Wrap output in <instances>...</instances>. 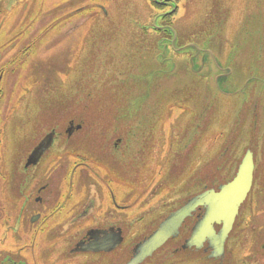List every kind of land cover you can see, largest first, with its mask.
<instances>
[{"label": "rangeland", "instance_id": "374dc122", "mask_svg": "<svg viewBox=\"0 0 264 264\" xmlns=\"http://www.w3.org/2000/svg\"><path fill=\"white\" fill-rule=\"evenodd\" d=\"M178 1L177 14L168 18L173 13H159L161 4L153 7L152 0H0V231L17 219L5 190L16 151L35 133L36 103L51 94L56 110L41 118L48 125L96 118L103 104L152 105L154 137L141 150L148 158L135 175L150 185L141 195L123 185L116 191L119 203H134L141 213L152 209L162 217L184 199L181 192L187 196L193 187L196 194L208 174L222 168L221 142L235 136L231 120L240 108L221 93L214 100L213 87L225 75L237 87L259 79L264 0L259 15V0ZM218 61L223 69L216 70ZM258 83L251 81L248 94Z\"/></svg>", "mask_w": 264, "mask_h": 264}, {"label": "flooded vegetation", "instance_id": "af4514ba", "mask_svg": "<svg viewBox=\"0 0 264 264\" xmlns=\"http://www.w3.org/2000/svg\"><path fill=\"white\" fill-rule=\"evenodd\" d=\"M259 1L258 15L263 9ZM154 2L161 4L157 5L163 9L159 13L172 12L171 18L181 1L152 0L153 7ZM98 7L101 10L100 4ZM211 67L212 63L205 64L204 69L208 72ZM218 68L223 69L220 61ZM259 75V79L251 77L240 87L238 81L228 80L226 75L223 84L217 79L214 100L221 93L240 108L239 115L231 120L235 136L221 142L222 168L209 173L207 184L196 194L193 187L187 196L181 192L184 199L172 210L167 208L162 217H154L149 208L141 213L134 203H119L116 197L122 185L131 195H141L138 190L150 185L136 182L135 175L148 158L143 159L141 150L154 137L152 105L143 108L144 104L137 106L132 100L103 104L96 118L94 114L82 115L81 119L51 120L48 125L41 118L56 110L53 94L43 98L48 99L46 102L36 103L35 133L22 150L16 151L18 163L13 164V175L5 188L11 197L10 211L17 219L0 231V264H264V70ZM253 80L260 82L256 84L257 92L248 94ZM2 82L4 74L0 71V100L4 94ZM81 111L86 113L83 107ZM215 112L224 119V112L217 111L216 105ZM3 122L0 117L4 131ZM247 153L253 157V186L240 205L223 253L214 246L224 223L214 222L215 235L211 238L188 244L204 220L207 209L203 206L183 223L176 237L152 255L140 256L142 245L172 213L195 196L219 193L231 183ZM73 196L75 202L69 204ZM131 208L130 216L125 212L122 216V211ZM127 217L131 222L128 227L124 226Z\"/></svg>", "mask_w": 264, "mask_h": 264}, {"label": "water", "instance_id": "95a60500", "mask_svg": "<svg viewBox=\"0 0 264 264\" xmlns=\"http://www.w3.org/2000/svg\"><path fill=\"white\" fill-rule=\"evenodd\" d=\"M240 165L235 179L224 185L219 193L213 191L195 196L183 207L172 213L142 245L140 256L148 257L152 255L169 239L176 237L183 223L193 215L197 208L203 206L207 209L203 217L204 220L198 228L196 227L188 244L192 246L197 240L201 243L206 237L211 238L215 235L212 230L214 222L224 223L223 231L216 236L217 238L215 237L216 244L214 246L219 253H223L225 239L232 230L240 205L245 201L253 186L254 164L252 154L247 153Z\"/></svg>", "mask_w": 264, "mask_h": 264}]
</instances>
